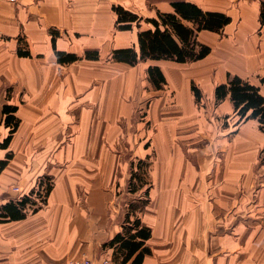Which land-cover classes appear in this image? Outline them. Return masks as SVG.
<instances>
[{"label": "crops", "instance_id": "0c3cea01", "mask_svg": "<svg viewBox=\"0 0 264 264\" xmlns=\"http://www.w3.org/2000/svg\"><path fill=\"white\" fill-rule=\"evenodd\" d=\"M174 2L229 17L218 30H195V41L210 47L206 56L112 58L121 48L139 55L138 32L153 28L146 19L178 15ZM114 6L136 14L138 25L120 29ZM57 51L78 58L58 60ZM149 66L160 68L164 88L149 82ZM233 76L264 96V0H0V264L82 256L135 264L140 248L122 263L120 242L112 240L141 226L150 236L140 264H264V133L251 118L230 129L238 115L229 95L216 99L215 87ZM3 105L16 106L11 134ZM144 111L148 145L138 157L151 155L147 198L126 211L118 201L129 182L126 154L112 146L123 120ZM225 115L233 121L220 128L212 118ZM143 123L135 122L134 135ZM38 178L49 181L41 206L18 205L10 187L33 192ZM141 188L126 193L133 198ZM11 201L23 216H4L1 207Z\"/></svg>", "mask_w": 264, "mask_h": 264}, {"label": "trees", "instance_id": "16d2710c", "mask_svg": "<svg viewBox=\"0 0 264 264\" xmlns=\"http://www.w3.org/2000/svg\"><path fill=\"white\" fill-rule=\"evenodd\" d=\"M174 13H158L157 18H147L146 20L153 25V28L141 30L138 32L139 55L132 48H121L113 51L112 58L117 61H123L129 64H134L138 59H168L176 62H186L191 60H198L206 56L210 47L204 44H198L195 41V30H218L224 24L229 22V17L223 13L202 11L195 5L186 2H174ZM113 9L117 13V23L120 29L131 28V23L136 22L138 25L139 17L120 6H114ZM181 19L189 20L197 24L193 29L185 25ZM174 34L180 43H178L172 36ZM198 46V50L196 49ZM19 55L25 56L28 53L18 50ZM58 60H76L78 57L74 54L64 53L62 51L56 52ZM87 58H93L95 55L87 52ZM147 74L152 83L159 88L160 83L165 82V78L160 68L157 66H149ZM195 97H199L198 89L191 86ZM229 95V98L234 106L236 114L240 120L256 119L259 129L264 133V96L260 93L259 87L251 84L238 76H233L226 83H221L215 87L216 99H223ZM16 110L14 105H3L2 111L4 114V123L11 127L10 134L14 132L17 127L18 119L13 115ZM10 134L4 139L2 145L6 146L10 140ZM264 163V148L261 157ZM5 162H0V168ZM137 186H133L130 190H137ZM25 200L17 203L23 205ZM14 202H8L1 207L4 211V216L10 218H17L23 216L20 212V207ZM134 225L139 226L137 219L134 220ZM124 238L119 234L115 236L112 242L119 241L122 254V263L127 261L131 253L140 248V251L134 259L135 264H140L143 254L149 252V249L144 246V240L150 236V229L147 227H140L135 234H129ZM135 236L140 239L133 240Z\"/></svg>", "mask_w": 264, "mask_h": 264}, {"label": "rangeland", "instance_id": "374dc122", "mask_svg": "<svg viewBox=\"0 0 264 264\" xmlns=\"http://www.w3.org/2000/svg\"><path fill=\"white\" fill-rule=\"evenodd\" d=\"M149 82H151V84H152L151 80ZM143 84H145V82L141 81L140 85L142 86ZM153 87H155L157 90L164 88L165 82L160 83L159 88H157L154 85H153ZM146 88H142V90L144 89V92H145ZM146 108H147V106L142 104V108L139 110L143 111V110H146ZM136 113L133 112L132 117L130 119H128L126 122H125V120H123L124 123L127 124V127H126L124 133L119 136L118 142L112 146L114 151H119V152L126 154V156H125L126 159L124 162V167H125L124 170L126 171L127 177L129 179L128 180L129 182L127 183L128 190L133 188V186L142 187L141 189H139L140 191L137 194V196L135 195L133 198L131 197V195L126 193L127 188H125L126 191L123 194L119 193L120 195H119L118 201L121 204H123L122 208H124L126 211L129 209L131 204L135 205V206H143L142 203L144 201H146L145 199L147 198V193L145 191H146V189H148L147 171L151 167V155L143 156L141 158L138 157V155L141 152H144V150L147 149V145H148V142L145 143V142H142V140H141L142 139L141 135H144L143 141L146 139V133H147L146 130L148 128V126H147L148 123L145 122L146 119L144 118L142 120L144 115H146V111H144L143 114H141V112H140L138 114V115H140L138 117V119L134 118ZM212 120L213 121L218 120L219 123H222V124H220V128H223L225 126L227 127V125L229 123H232V121H233L232 118H230L228 115H225L224 117H221V118H217V116H213ZM220 120H221V122H220ZM135 122H144L143 123L144 127H142V128L145 131H142L141 134L137 133V136L134 135V133H133L134 132L133 125H135ZM240 122H241V120L239 119V116H237V118L235 117V122L233 123L234 125H232L230 129H233L234 126H237ZM258 129H259V126H258ZM226 130L228 131L229 129H226ZM263 148H264V146H263ZM263 148L259 151L258 159H259L260 163H262L261 157H262ZM216 149H218V148L215 147L214 150H216ZM215 155H216V153L214 154V157H217V155L216 156ZM132 217H134V216H132Z\"/></svg>", "mask_w": 264, "mask_h": 264}, {"label": "built area", "instance_id": "2783aa9c", "mask_svg": "<svg viewBox=\"0 0 264 264\" xmlns=\"http://www.w3.org/2000/svg\"><path fill=\"white\" fill-rule=\"evenodd\" d=\"M47 185L49 186V181H43L42 178H38L36 189L33 192H23L19 184H13L10 188L13 192H15L18 201H28L27 207L29 210H32L41 206L47 195ZM102 263L112 264V262L108 259H103ZM67 264H93V261L87 256H82L79 258L70 259Z\"/></svg>", "mask_w": 264, "mask_h": 264}]
</instances>
